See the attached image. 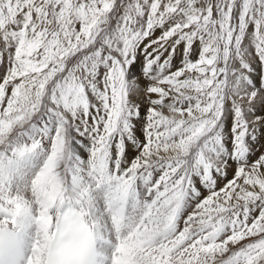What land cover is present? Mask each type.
Masks as SVG:
<instances>
[{
	"label": "snow or ice",
	"instance_id": "obj_1",
	"mask_svg": "<svg viewBox=\"0 0 264 264\" xmlns=\"http://www.w3.org/2000/svg\"><path fill=\"white\" fill-rule=\"evenodd\" d=\"M0 264H264V0H0Z\"/></svg>",
	"mask_w": 264,
	"mask_h": 264
}]
</instances>
